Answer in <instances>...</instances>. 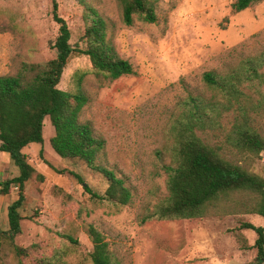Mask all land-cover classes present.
<instances>
[{
	"label": "rangeland",
	"instance_id": "obj_1",
	"mask_svg": "<svg viewBox=\"0 0 264 264\" xmlns=\"http://www.w3.org/2000/svg\"><path fill=\"white\" fill-rule=\"evenodd\" d=\"M57 1L58 14L71 30L74 47H86L87 9L94 8L107 23V39L134 67V74L112 80L98 73L87 55L76 54L58 85L88 97L79 118L91 123L95 133L105 139L102 161L127 179L133 203L93 198L85 186L105 195L109 182L84 160L65 158L54 150L50 140L55 127L46 117L43 143L23 149L43 178L33 177L26 183L22 231L14 243L3 242L0 264H43L48 259L93 264L90 225L109 242L119 264L255 262L257 233L241 224L248 221L264 226V217L254 211L259 195L250 190L222 195L200 218L141 223L140 217L144 208L153 207L168 194L162 165L170 161L165 152L172 143L170 128L185 101L190 94H214L206 91L204 74L264 49V0L239 12L233 9L236 0H159L156 22L136 15L132 25L124 23L118 0ZM59 27L52 0H0V75L15 74L24 62L55 58ZM246 93L242 101L256 105L258 95L249 89ZM236 114L237 110L226 111L221 128L201 135L211 144L223 145L224 158L264 178V151L256 154L226 142ZM250 114L254 128L264 137V106ZM17 174L10 155L0 151V180ZM17 197V187L7 195L0 194V227L4 230L9 228L8 206ZM16 245L27 252L19 254Z\"/></svg>",
	"mask_w": 264,
	"mask_h": 264
},
{
	"label": "trees",
	"instance_id": "obj_2",
	"mask_svg": "<svg viewBox=\"0 0 264 264\" xmlns=\"http://www.w3.org/2000/svg\"><path fill=\"white\" fill-rule=\"evenodd\" d=\"M52 1L54 18L60 25L55 42L56 57L41 63L24 62L15 74L0 75V151L7 152L12 164L18 168L17 175L0 180L1 195L9 194L13 187L18 188L17 199L8 206L9 228L4 230L0 227V247L4 241L14 243L22 231L24 217L21 211L26 201V183L33 177L43 178L29 163L23 149L34 142L43 143L46 117H50L55 127L50 140L54 150L62 157L84 160L109 182L105 195L86 185V191L93 198L108 199L122 205L133 203L134 196L127 179L102 161L105 139L95 133L91 123L79 118L88 97L82 92L65 91L58 85L70 58L76 54L87 55L95 70L112 80L134 74V67L129 60L118 55L107 39V23L94 8L87 9L83 38L86 47H74L70 43L71 30L58 14V1ZM118 1L125 24L132 25L136 15L149 23L157 21L159 0ZM255 1L236 0L233 9L237 12L245 10ZM230 63L220 71L204 74L206 91H213V96L190 94L180 116L171 125L172 143L165 151L170 161L162 165L168 194L158 199L153 207L144 208L141 223L203 217L211 204L235 190L257 193L259 200L254 211L264 217V178L224 158L221 153L223 145L211 144L201 135L207 130L221 128L222 114L237 110L232 128L226 134V142L256 154L264 151V137L254 128V118L250 114V110L264 106V49L238 59L236 64ZM229 64L230 68L225 69ZM246 89L258 95L256 105L250 106L242 101L243 96L247 97ZM71 173L85 183L82 176L74 171ZM241 227L257 233L254 245L257 255L252 264H264V226L246 221ZM88 233L93 242V264H119L102 233L93 225L89 226ZM68 238L77 243L73 237ZM15 248L19 254L27 252L17 245ZM43 264L62 263L48 259L43 260Z\"/></svg>",
	"mask_w": 264,
	"mask_h": 264
}]
</instances>
